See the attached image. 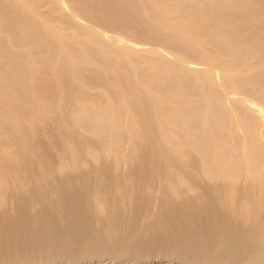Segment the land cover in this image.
I'll return each instance as SVG.
<instances>
[{"label": "bare ground", "instance_id": "bare-ground-1", "mask_svg": "<svg viewBox=\"0 0 264 264\" xmlns=\"http://www.w3.org/2000/svg\"><path fill=\"white\" fill-rule=\"evenodd\" d=\"M0 264H264V0H0Z\"/></svg>", "mask_w": 264, "mask_h": 264}, {"label": "rangeland", "instance_id": "rangeland-1", "mask_svg": "<svg viewBox=\"0 0 264 264\" xmlns=\"http://www.w3.org/2000/svg\"><path fill=\"white\" fill-rule=\"evenodd\" d=\"M98 29H99V27H98ZM101 29V28H100ZM104 29V31H106V33H109V30H106L105 28H103ZM125 36V35H124ZM127 37V36H126ZM124 38V39H127V38ZM131 40V39H130ZM134 39H132V41H133ZM135 41V40H134ZM136 41H138V42H140V43H143V44H145V45H148L150 42H148V41H139V40H136ZM146 42H147V44H146ZM150 45H152V43H150Z\"/></svg>", "mask_w": 264, "mask_h": 264}]
</instances>
